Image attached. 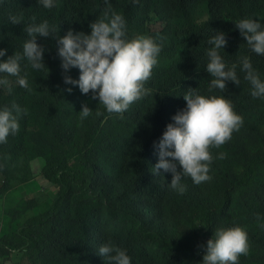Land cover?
I'll use <instances>...</instances> for the list:
<instances>
[{
    "label": "trees",
    "instance_id": "obj_1",
    "mask_svg": "<svg viewBox=\"0 0 264 264\" xmlns=\"http://www.w3.org/2000/svg\"><path fill=\"white\" fill-rule=\"evenodd\" d=\"M109 3L124 17L127 39L134 33L154 38L161 46L157 59L171 62L153 67L145 83L151 90L147 96L123 114L109 113L91 92L85 95L78 86L64 83L56 40L37 37L46 49V68L35 70L26 59L21 62V75H27L31 91L20 87L15 77H9L11 94L0 87V108L15 101L27 109L19 131L0 144V200L34 179L35 160L42 161V177L58 192L46 210L27 219L39 206L34 199L20 200L7 210L18 229L0 238V260L19 252L29 264H108L98 248L111 241L126 251L131 264H202L215 230L238 226L246 231L249 244L239 264H264V97L251 95L239 63L249 57L264 81V55L252 52L235 27L245 18L264 26V0ZM105 8V0H54L51 9L39 0H0V49H7L0 61L22 53L29 39L26 26L47 21L57 37L69 30L90 34V23L101 18ZM199 14L207 18L201 20ZM10 16L22 17L21 23L13 25ZM220 31L228 41L220 55L229 68L237 65L240 84L228 81L225 92H209L208 41ZM67 75L78 79L79 69ZM189 88L206 97L224 96L243 125L231 140L210 149L212 179L197 185L185 177L186 190L180 194L169 187L171 173H152L158 162L154 142L186 107L183 95ZM83 104L93 111L81 120ZM220 153L226 158L216 159Z\"/></svg>",
    "mask_w": 264,
    "mask_h": 264
},
{
    "label": "clouds",
    "instance_id": "obj_2",
    "mask_svg": "<svg viewBox=\"0 0 264 264\" xmlns=\"http://www.w3.org/2000/svg\"><path fill=\"white\" fill-rule=\"evenodd\" d=\"M39 3L46 9L54 6V0H39ZM105 4L103 16L90 23V34L69 30L57 37L54 36L55 29H50L47 21L26 26L24 30L29 39L23 43L22 53L15 52L0 61V87L11 94L12 81L9 77H15V82L30 92L27 75H21V62L26 59L35 70L46 68V49L37 43V37L52 36L57 43L64 83L78 86L82 94L91 92V98L98 99L107 112L123 114L130 105L147 96L151 90L145 87V83L158 63L161 46L146 35L127 39L124 17L112 9L109 0H105ZM9 19L16 25L21 23L22 17L10 16ZM235 27L252 52L264 55V26L258 20L241 19L235 23ZM208 43L212 46L207 51L206 71L212 77L208 91L218 89L225 92L228 81L239 86L237 65L229 68L220 55V50L228 44L226 34L217 32ZM6 53L7 49H0V57ZM239 63L240 71L245 73L244 79L251 85V95L254 98L264 97V81L253 68L250 58L245 56ZM73 68L79 69L78 79L67 75ZM66 91L71 93L72 88ZM183 98L186 107L172 117L173 123L167 124L158 142H154L158 162L152 167L154 175H162L160 170L171 173L169 187L180 194L186 190L182 183L185 177H190L197 185L212 179L209 172L214 157L210 149L219 148L231 140L233 132H238L243 125V118L224 96L206 97L199 94L196 88H189ZM92 111L87 104H83L80 119L89 117ZM26 114L27 109L15 101L0 108V144L7 143V137L19 131V120ZM225 158L226 153L216 157L221 160ZM178 166L180 171L177 170ZM257 220L259 222L260 217ZM248 253L245 230L238 226L220 227L207 241L202 264H239V257ZM98 255L104 257L108 264H131L126 251L111 241L98 248Z\"/></svg>",
    "mask_w": 264,
    "mask_h": 264
},
{
    "label": "rangeland",
    "instance_id": "obj_3",
    "mask_svg": "<svg viewBox=\"0 0 264 264\" xmlns=\"http://www.w3.org/2000/svg\"><path fill=\"white\" fill-rule=\"evenodd\" d=\"M201 20L206 19L207 15H198ZM160 23H157L154 27L160 28ZM140 36V34H132L131 39ZM130 39V40H131ZM171 60L166 57H162L158 60V64L168 65ZM32 169L34 173V179L29 183L20 185L18 188L13 190L8 196L0 200V238L8 231H16L18 229V223L13 226L10 223V216L7 214L9 208L17 207L20 200H31L38 201L39 206L36 209L31 210L25 219L33 215L38 214L41 211L46 210L54 201L58 188L46 181L41 175V169L43 163L41 160H35L32 163ZM3 184V175L0 173V187ZM24 220V219H23ZM0 264H29L23 255L16 252L12 258L1 259Z\"/></svg>",
    "mask_w": 264,
    "mask_h": 264
}]
</instances>
